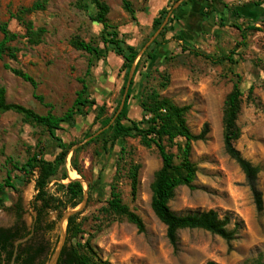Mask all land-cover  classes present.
Wrapping results in <instances>:
<instances>
[{
    "label": "rangeland",
    "instance_id": "374dc122",
    "mask_svg": "<svg viewBox=\"0 0 264 264\" xmlns=\"http://www.w3.org/2000/svg\"><path fill=\"white\" fill-rule=\"evenodd\" d=\"M102 1L110 9L109 23L140 52L129 74L134 67V76L138 64L129 117L141 121L142 97L157 91L180 107H191L186 119L192 133L199 134L209 124L206 140L193 144L191 160L198 168L193 187L176 190L169 203L171 210L179 216L215 210L220 217L230 214L242 226L232 242L204 230H182L175 250L167 238L166 226L151 206L153 183L162 167L157 149L142 145L139 138H125L115 146L104 147L106 129H101L100 123L93 125L96 107L106 105L108 113H113L122 99L120 91L128 69L111 48L96 57L72 45L73 40L80 39L104 49L103 27L92 20L97 12L92 0H0V23H7L11 32L20 35L11 44L19 50L17 58L0 59V85L6 88L8 103L41 115L51 112L61 116L72 107L84 79L88 87L85 96L97 105L83 109L74 126L64 124L53 134L15 112L0 114V183L11 173L17 188L0 192V226L15 223L7 209L16 202L21 203L22 221L28 226L35 216L32 203L37 194L36 176L23 181L11 162L23 164L33 155L54 161L64 145L69 148L68 154L57 165L47 187L50 196L68 206L61 214L52 211L45 218L44 223L54 227L47 237L52 248L61 245L67 217L75 212L83 232L74 243L83 251L90 247L94 261L100 264H249L264 258V208L257 210L245 176L226 153L224 144L226 100L239 75L243 97L237 124L241 136L235 146L259 168L258 188L264 202V30L250 33L247 45L235 49L242 41L238 26L264 29V0H190L186 5L184 0H127L134 14L127 12L123 0ZM37 2L43 3V10L21 14L22 9ZM164 8L175 9L176 13L167 25L163 42L159 34L168 21L157 31L152 24ZM14 15L45 30L41 43L29 44L25 28ZM233 49L234 63L226 60L216 64L193 53L221 57ZM6 64L29 73L37 88L6 70ZM183 144L180 138L166 142L177 164ZM134 167L139 168L135 193L130 176ZM74 179L83 184L84 194L80 204L71 209L62 186ZM112 187L142 218L143 233L126 219L106 212ZM233 228L231 224L229 229Z\"/></svg>",
    "mask_w": 264,
    "mask_h": 264
},
{
    "label": "trees",
    "instance_id": "16d2710c",
    "mask_svg": "<svg viewBox=\"0 0 264 264\" xmlns=\"http://www.w3.org/2000/svg\"><path fill=\"white\" fill-rule=\"evenodd\" d=\"M189 1L190 0H184L183 4L186 5ZM123 2L127 12L134 14L130 3L127 0H123ZM171 2L172 0H170V3ZM92 3L97 11L92 20L103 27L102 43L104 44V49H102L100 45L87 43L80 39L73 40L72 45L77 50L96 57H101L105 50L111 48L115 54L122 57L124 60V68L128 69L127 78L120 91L122 99L117 104L113 113H108L106 105L96 107L97 114L94 118L93 125L100 123L101 129H106V138L103 139L104 147L107 148L109 145L115 146L119 140L125 138H139L142 145L148 148L155 147L157 149L162 159V167L157 172L153 183L151 206L155 216L166 226L167 238L175 250L178 248V233L187 229L204 230L213 235L219 236L227 242H232L235 240L238 230L242 226V222L238 221L230 214L220 217L217 211L210 210L207 212H196L179 216L175 214L169 206V203L174 198L178 188L193 187L198 172L197 165L191 160L193 144L206 140L210 132L209 124H205L199 134L192 133L187 125L186 119L191 107H180L171 99L162 97L157 91H152L148 95L142 97L140 108L143 112V119L141 121L129 117V101L131 99L134 85V77L138 71V64L135 68L132 80H130L129 74L140 52L136 47L128 45L126 41L123 40V37H121L118 28L113 27L109 23L107 16L110 9L108 5L102 0H92ZM256 4L261 5L260 2H256ZM172 6L173 5H169L168 7ZM43 9V3L37 2L33 4L32 7L24 8L20 12L21 14L32 13ZM175 13V9L169 10L164 8L153 20L152 26L155 31H157L166 20L168 21L159 34V37L162 38L163 42L166 40L167 25L173 21ZM14 17L18 18L25 28L26 34L24 37L28 38L29 44L38 45L41 43L42 37L45 34L43 28L36 29L32 22L25 20L21 15H14ZM237 28L241 32L242 41L235 47V49L247 45L250 33L263 32L264 30L255 25H248L245 28L238 26ZM0 32L3 35L2 40H0V59L5 57L16 59L19 50L11 44L18 40L20 35L11 32L7 23H0ZM154 43H157V41H154ZM235 49H233L228 55L221 57H213L201 53L200 51H193V53L196 56L204 57L216 64L226 60L230 63H234L233 56L235 54ZM5 69L26 83L31 84L34 89L37 88V82L29 73L20 69L12 68L7 64L5 65ZM88 74L89 71L87 75ZM241 82V77L237 75L233 90L226 100L224 116L225 151L228 156L238 164L243 172L246 183L252 193L255 206L257 210L261 212L264 208V202L263 195L258 188V175L260 170L257 166H254L249 160H247L235 146V142L241 136V129L237 124L243 97V92L240 87ZM81 84L82 89L77 93V97L72 107L61 116H56L51 112L41 115L33 109L18 104L8 103L6 88L0 85V114L15 112L21 115L27 122L34 123L53 134L55 131L62 130L64 124L74 126L76 116L81 114L83 109L97 106L94 100L91 101L85 96L88 87L84 79L81 80ZM35 98L41 103L44 102V99L41 96L35 95ZM178 138L183 139L184 144L179 147L178 152L180 162L177 164L175 162V155L168 151L166 142L172 143ZM68 149L69 148L62 145V151L54 161H48L44 158H40L38 155H33L23 164L11 162L12 168L14 171L21 174L23 181L36 176L35 189L37 194L32 205L38 223V231L45 230L51 232L54 228L52 224H47L46 227L43 226L48 213L57 211L61 214L63 210H66L68 207L62 203L61 200L50 196L47 193V187L55 176L57 165L65 161ZM138 170V167H134L130 173L134 193L136 192L138 185ZM63 178H68L66 173H64ZM62 188L68 196L70 208L75 209L80 204L84 194L83 184L78 180H72L67 185H63ZM7 189L17 190L11 173H8L6 179L0 183V192H4ZM0 202H3L2 197H0ZM17 206L19 207L18 215L22 217L23 209L21 203H18ZM10 208L11 207L8 209ZM105 210L112 215L126 219L129 223L136 226L139 233L144 232L145 225L142 218L124 204L121 193L117 191L115 187H112L111 189L110 199L107 201V207ZM78 219V214H73L68 218L66 235L69 246L63 248L58 264H100L94 261L90 247H86L88 251H83L79 249L78 246L80 245L76 246L74 243L78 235L83 232L81 229L82 224L78 222ZM231 224L234 225L233 229H229ZM21 231H24V229L0 228V264H3L2 257L3 254L6 253L7 247L12 244H10L9 241L17 238ZM86 245L89 246V241ZM249 264H264V258L261 256L251 261Z\"/></svg>",
    "mask_w": 264,
    "mask_h": 264
},
{
    "label": "flooded vegetation",
    "instance_id": "af4514ba",
    "mask_svg": "<svg viewBox=\"0 0 264 264\" xmlns=\"http://www.w3.org/2000/svg\"><path fill=\"white\" fill-rule=\"evenodd\" d=\"M18 203H14L10 209H7V212L16 219L15 223L12 226H0V228H20L24 229V231L19 232L17 238L9 241L12 244L7 247L6 253L3 254V264H47L48 258L52 256L56 249V246L52 248V244L47 238L51 232L38 231V223L35 216L31 226L22 221V217L18 215ZM46 225L43 224L45 227ZM65 246H69L67 235L63 248Z\"/></svg>",
    "mask_w": 264,
    "mask_h": 264
},
{
    "label": "water",
    "instance_id": "95a60500",
    "mask_svg": "<svg viewBox=\"0 0 264 264\" xmlns=\"http://www.w3.org/2000/svg\"><path fill=\"white\" fill-rule=\"evenodd\" d=\"M133 72H134V67H133V70H132V73L130 75V80H132V77H133ZM74 180H77V179H74ZM72 181V180H71ZM79 181V180H78ZM73 214H75V212H72L68 215L67 217V220L70 216H72ZM65 240H66V234H63V241L61 243V245L56 249L53 257L51 258L50 262L48 264H58V261H59V258H60V255H61V252H62V249H63V246H64V243H65Z\"/></svg>",
    "mask_w": 264,
    "mask_h": 264
}]
</instances>
